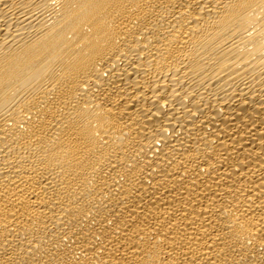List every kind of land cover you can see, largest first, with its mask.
<instances>
[{
  "label": "bare ground",
  "instance_id": "bare-ground-1",
  "mask_svg": "<svg viewBox=\"0 0 264 264\" xmlns=\"http://www.w3.org/2000/svg\"><path fill=\"white\" fill-rule=\"evenodd\" d=\"M0 264H264V0H0Z\"/></svg>",
  "mask_w": 264,
  "mask_h": 264
}]
</instances>
